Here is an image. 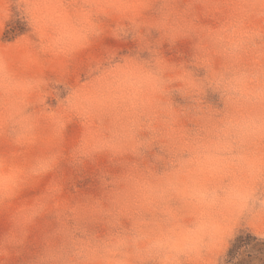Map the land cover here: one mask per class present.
I'll use <instances>...</instances> for the list:
<instances>
[{
  "label": "clouds",
  "instance_id": "clouds-1",
  "mask_svg": "<svg viewBox=\"0 0 264 264\" xmlns=\"http://www.w3.org/2000/svg\"><path fill=\"white\" fill-rule=\"evenodd\" d=\"M167 3L149 26L161 42L189 41L187 61L172 64L155 50L124 59L71 87L61 105V116L76 115L85 128L69 163L104 156L120 172H101L99 196L66 198L53 178L30 201L16 203L65 158L54 144L0 170V216L11 222L0 256L23 246L35 221L54 213L57 226L27 264H213L204 257L215 226L230 228L251 212L247 194L264 185V0ZM114 82L131 87L113 89ZM209 93L219 106L205 103ZM173 94L188 102L175 107ZM27 121L0 115V134L13 123L12 142L30 146L35 134Z\"/></svg>",
  "mask_w": 264,
  "mask_h": 264
},
{
  "label": "rangeland",
  "instance_id": "rangeland-1",
  "mask_svg": "<svg viewBox=\"0 0 264 264\" xmlns=\"http://www.w3.org/2000/svg\"><path fill=\"white\" fill-rule=\"evenodd\" d=\"M170 6L167 0H0V115L13 121L27 117L35 134L32 145L18 146L12 142L17 127L9 124L0 134V163L4 165L0 170L8 171L32 161L54 144H58L65 158L55 173L26 189L16 203L30 201L53 178L63 183L66 198L99 196L101 172H120L104 156L79 167L69 163L68 158L79 145L85 128L78 116H61V105L71 87L88 83L111 64L124 59L144 58L155 50L172 64L187 61L189 41L161 42V33L149 26ZM176 7L182 9L185 3ZM130 87L119 82L112 84L113 89ZM172 102L179 107L188 101L173 94ZM205 103L221 104L211 93L205 97ZM108 123L105 118L104 124ZM148 159L150 164H156L157 170L163 169L162 163H157L151 154ZM247 195L251 212L243 215L235 226L214 228L211 250L204 257L213 264H226L238 236L247 238L250 234L264 239L261 214L264 185H257ZM56 226L54 213L39 217L24 245L10 249V255L0 256V260L4 264H27ZM95 228L102 231L101 225ZM10 230L9 215L0 216V238L7 237Z\"/></svg>",
  "mask_w": 264,
  "mask_h": 264
},
{
  "label": "trees",
  "instance_id": "trees-1",
  "mask_svg": "<svg viewBox=\"0 0 264 264\" xmlns=\"http://www.w3.org/2000/svg\"><path fill=\"white\" fill-rule=\"evenodd\" d=\"M226 264H264V239L238 236L228 252Z\"/></svg>",
  "mask_w": 264,
  "mask_h": 264
}]
</instances>
